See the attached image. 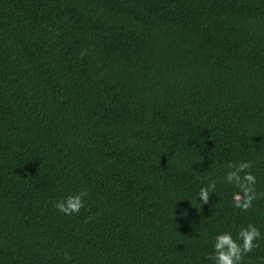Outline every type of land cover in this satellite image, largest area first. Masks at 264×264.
<instances>
[{
	"label": "trees",
	"instance_id": "trees-1",
	"mask_svg": "<svg viewBox=\"0 0 264 264\" xmlns=\"http://www.w3.org/2000/svg\"><path fill=\"white\" fill-rule=\"evenodd\" d=\"M248 224L264 264V0H0V264H211Z\"/></svg>",
	"mask_w": 264,
	"mask_h": 264
},
{
	"label": "clouds",
	"instance_id": "clouds-1",
	"mask_svg": "<svg viewBox=\"0 0 264 264\" xmlns=\"http://www.w3.org/2000/svg\"><path fill=\"white\" fill-rule=\"evenodd\" d=\"M227 167L230 171L225 174L224 179L238 189L233 194L232 205L241 213L248 212L253 207V202L257 199L255 189L257 180L251 171L252 163L251 161L229 162ZM215 189L216 182L214 180L202 186L198 193L199 201L202 204H208L210 193L215 192ZM88 195L87 190H80L56 201L54 206L58 212L66 216L78 215L81 209L84 208V198ZM260 239L261 231L254 224L241 227L235 237L229 231L219 232L214 237L213 249L206 259L211 264H243L244 257L260 247L258 243ZM64 257L65 259H71V255L67 252L64 253Z\"/></svg>",
	"mask_w": 264,
	"mask_h": 264
}]
</instances>
